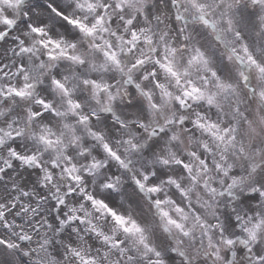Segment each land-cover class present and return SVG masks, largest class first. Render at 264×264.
I'll use <instances>...</instances> for the list:
<instances>
[{"label":"clouds","instance_id":"9594fccd","mask_svg":"<svg viewBox=\"0 0 264 264\" xmlns=\"http://www.w3.org/2000/svg\"><path fill=\"white\" fill-rule=\"evenodd\" d=\"M0 264H264V0H0Z\"/></svg>","mask_w":264,"mask_h":264}]
</instances>
